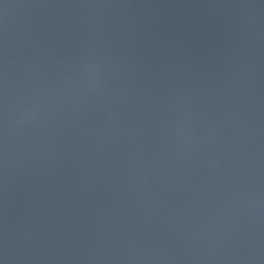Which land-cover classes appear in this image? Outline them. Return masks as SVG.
I'll use <instances>...</instances> for the list:
<instances>
[{"label": "water", "instance_id": "95a60500", "mask_svg": "<svg viewBox=\"0 0 264 264\" xmlns=\"http://www.w3.org/2000/svg\"><path fill=\"white\" fill-rule=\"evenodd\" d=\"M0 264H264V0H0Z\"/></svg>", "mask_w": 264, "mask_h": 264}]
</instances>
